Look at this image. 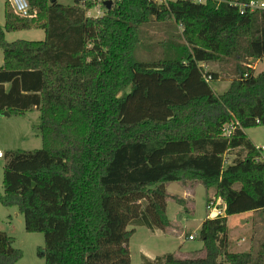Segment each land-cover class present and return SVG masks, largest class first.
Returning <instances> with one entry per match:
<instances>
[{
	"label": "trees",
	"instance_id": "1",
	"mask_svg": "<svg viewBox=\"0 0 264 264\" xmlns=\"http://www.w3.org/2000/svg\"><path fill=\"white\" fill-rule=\"evenodd\" d=\"M250 1L122 0L100 18L86 16L92 0H28L30 19L8 6L0 114L39 109L43 144L5 154L0 201L18 207L28 232L44 233L46 264H131L136 227L168 228V200L185 202L172 182L214 187L225 214L203 220L202 249L143 264L263 263L264 245L229 250L227 225L264 209V150L245 131L264 126V71L253 64L264 57V10ZM152 20L171 39L139 59L138 29ZM31 28L45 38L6 39ZM207 62L231 63L223 93ZM14 240L0 231V264L22 257Z\"/></svg>",
	"mask_w": 264,
	"mask_h": 264
},
{
	"label": "rangeland",
	"instance_id": "2",
	"mask_svg": "<svg viewBox=\"0 0 264 264\" xmlns=\"http://www.w3.org/2000/svg\"><path fill=\"white\" fill-rule=\"evenodd\" d=\"M75 0H58L64 4H73ZM10 6L8 0H0V24H5V12ZM12 9V7L10 6ZM13 11V10H12ZM30 19V18H29ZM141 43L135 50L139 59H150L158 56L161 51V41L171 39L169 29L155 20L139 27ZM180 32V28L178 29ZM45 38L42 28H31L6 32V39L41 40ZM143 41L146 45H142ZM3 64V51L0 49V66ZM257 72L264 71V59L253 60ZM206 69L219 70L221 79L211 82L212 87L218 93H223L230 84V75L226 71L231 63L207 62ZM2 117V116H1ZM41 122L40 112L35 110L24 114L12 115L0 119V194H4L3 167L6 163L5 154L11 150H33L42 147V137L39 129ZM249 137L264 150V126H254L246 129ZM234 153L228 155L232 160ZM170 192L185 196V189L178 183L173 182L168 186ZM215 188L207 189L198 186L191 191L184 203L168 200V216L172 221L166 229H150L147 226H137L130 238L129 249L131 252V264H143L144 256L154 259L168 252L177 253L180 256L197 248L202 244L199 232L202 222L207 217H214L219 211L225 214L224 202L214 196ZM211 201L207 204V200ZM229 250L231 252L252 251L258 253L264 245V209L255 210L246 214L229 215L227 220ZM131 228V226H129ZM0 231H4L15 238L13 246L22 250V257L15 264H46L45 257L40 255L44 252L45 236L42 232H28L25 228L24 215L17 206L4 205L0 201ZM188 232H195L194 239H189ZM184 241V245L181 243ZM147 256V257H148ZM264 264V256L263 263Z\"/></svg>",
	"mask_w": 264,
	"mask_h": 264
},
{
	"label": "built area",
	"instance_id": "3",
	"mask_svg": "<svg viewBox=\"0 0 264 264\" xmlns=\"http://www.w3.org/2000/svg\"><path fill=\"white\" fill-rule=\"evenodd\" d=\"M10 2V6L12 7V10L23 18H32L34 15L33 11L30 8L28 0H8ZM93 5L92 7H89L86 9V16L89 18H100L102 17L105 12L107 11V7L105 6L104 2L106 0H92ZM112 2V7L121 2L122 0H110ZM156 2L163 3L168 2L169 0H155ZM196 2H205L206 0H192ZM247 8L250 11L254 10H264V0H251L247 5ZM244 11V7L241 9V12ZM264 59V57H263ZM0 156H3V153L0 151ZM218 214H222L221 211L218 212ZM189 239H194L193 235H189Z\"/></svg>",
	"mask_w": 264,
	"mask_h": 264
},
{
	"label": "crops",
	"instance_id": "4",
	"mask_svg": "<svg viewBox=\"0 0 264 264\" xmlns=\"http://www.w3.org/2000/svg\"><path fill=\"white\" fill-rule=\"evenodd\" d=\"M254 68H255V70H256V66H254ZM256 72H257V70H256ZM33 110H35L36 112H40V110L39 109H37V108H34V109H32V110H29V111H27V112H30V111H33ZM12 115H14V114H12V113H10L9 112V115H6L4 112L3 113H1L0 114V119L3 117V118H7V117H10V116H12ZM2 116V117H1ZM39 126V125H38ZM245 131H246V129H245ZM247 133V132H246ZM248 134V133H247ZM254 142V141H253ZM173 183V182H172ZM171 184V183H170ZM170 184H168L167 185V189H168V186L170 185ZM180 184V183H179ZM184 189H185V191H184V195L185 196H183V198H185L186 200H187V198L189 197L188 195H190L191 194V191L192 190H194V189H196L198 186H201V184H197V185H195V186H183L182 184H180ZM171 193H174V194H178V193H175V192H171ZM179 195V194H178ZM182 197V196H181ZM168 212V211H167ZM248 212H251V211H247V212H243V213H240V215H243V214H246V213H248ZM171 220V219H170ZM171 225H172V221H171ZM191 233H193L194 235H195V239H196V233L195 232H188V234H187V236H189ZM181 245H184V241L181 243ZM202 247H203V242H202V244L200 245V246H198L197 248H194L193 250H190L189 252H187L188 253V255L185 253L184 255L185 256H189V255H191V253L193 252V251H195V250H199V249H202ZM148 256V255H147ZM149 257V256H148ZM151 258V257H150Z\"/></svg>",
	"mask_w": 264,
	"mask_h": 264
},
{
	"label": "water",
	"instance_id": "5",
	"mask_svg": "<svg viewBox=\"0 0 264 264\" xmlns=\"http://www.w3.org/2000/svg\"><path fill=\"white\" fill-rule=\"evenodd\" d=\"M52 2L56 1V0H50ZM105 6L107 7V9H110L112 7V2L110 0H106L104 2ZM6 115H9V112L8 111H5L4 112Z\"/></svg>",
	"mask_w": 264,
	"mask_h": 264
}]
</instances>
